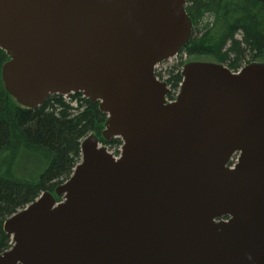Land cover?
<instances>
[{"label": "water", "instance_id": "water-1", "mask_svg": "<svg viewBox=\"0 0 264 264\" xmlns=\"http://www.w3.org/2000/svg\"><path fill=\"white\" fill-rule=\"evenodd\" d=\"M264 4V0H256ZM186 0H0L7 94H81L106 116L53 193L9 217L0 264H264V63L154 67L188 43ZM237 162L229 168L230 159Z\"/></svg>", "mask_w": 264, "mask_h": 264}, {"label": "trees", "instance_id": "trees-1", "mask_svg": "<svg viewBox=\"0 0 264 264\" xmlns=\"http://www.w3.org/2000/svg\"><path fill=\"white\" fill-rule=\"evenodd\" d=\"M185 11L192 31L178 56L209 57L233 72L251 63H264L263 3L186 0ZM7 60L0 51V254L11 247L3 223L43 193L53 195L54 189L69 179L80 162L83 139L93 135L111 150L121 146L119 139H102L106 116L98 103L81 94L49 96L36 109L20 107L1 80V67ZM166 75L164 82L175 93L182 80L180 64Z\"/></svg>", "mask_w": 264, "mask_h": 264}, {"label": "rangeland", "instance_id": "rangeland-1", "mask_svg": "<svg viewBox=\"0 0 264 264\" xmlns=\"http://www.w3.org/2000/svg\"><path fill=\"white\" fill-rule=\"evenodd\" d=\"M212 58L209 57H199V58H189L184 54H179V56H176L166 62H164L161 66H159L157 73L159 74L161 80L164 82L167 80V75H166V71H169L174 65H177L178 63L180 64V72L182 70V66L185 63H189V62H210V63H214ZM225 66V65H224ZM226 67V66H225ZM108 150L114 154H118L120 147L115 149H112L110 147H107ZM236 158L234 157L231 161V166L233 164H235ZM11 241V240H10Z\"/></svg>", "mask_w": 264, "mask_h": 264}]
</instances>
